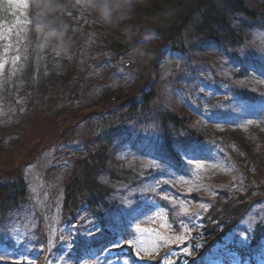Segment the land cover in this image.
<instances>
[{
	"label": "rangeland",
	"instance_id": "rangeland-1",
	"mask_svg": "<svg viewBox=\"0 0 264 264\" xmlns=\"http://www.w3.org/2000/svg\"><path fill=\"white\" fill-rule=\"evenodd\" d=\"M5 1L7 10L14 15V24L2 34L7 45L0 58L3 65L0 69V173L11 177L20 173L21 166L32 163L25 170L29 182L26 202L0 225V237L6 236L0 242V260L25 258L28 264H130L127 255L126 259L110 253V248L128 244L140 259L159 256L160 264H242L239 250L251 251L256 256V264H264V240L253 247L250 241L256 224L264 223V191L257 183L264 184V177L258 176L262 162L256 157L260 153L247 156L244 148L226 138L233 136L243 146L247 141L259 145L260 152L264 151V104L254 106L242 102L230 85H246L249 80L254 88L264 89V73L238 78L236 66L225 49L217 46L191 48L193 57L189 60L179 51L166 47L159 55L155 70L151 68L158 85L157 104L175 111L189 109L200 131V144L183 149L187 156L186 168L175 172L160 162L162 150L155 121L150 116L127 118L122 131L115 136L109 166L118 172L131 167L134 174L146 177L147 182L136 188L124 181L113 184L114 199L120 201L121 209L106 212L104 226L89 215L78 222V212L67 220L64 185L73 173L75 163L71 159L84 157L90 147L87 140L97 138L106 122L107 127L116 124L118 112L127 111L128 96L141 81L147 66L148 46L140 43L122 57L110 51L95 57L91 50L101 39L97 32L123 41L133 35L137 27L135 18L133 23L129 18L127 22L124 20L126 23L119 30L105 27L94 32L82 31L72 23L70 32L66 33L65 27L61 26L58 31L50 23L52 18L57 20L56 12L51 9L49 23L39 22L33 43L34 83L31 92L24 96L32 99L33 107L27 114L22 88L12 101L5 95L4 86L21 70L22 40L18 36L31 1L35 0H26L27 7L14 0ZM77 1L84 6L87 2ZM137 1L140 0L134 3ZM247 2L251 7L264 9V0ZM44 6L39 0L36 6L39 15ZM61 21L64 23V18ZM102 24L104 27V23L98 25ZM53 30L60 36H48ZM249 36L247 48L257 50L256 57L264 62V29H256ZM119 87L123 88L125 97L122 102L113 99L109 105L102 101L117 94ZM220 110L235 116L231 125L216 124L215 116ZM253 111L263 113L255 119L256 116L247 115ZM248 162L251 163L249 176L254 177L251 185L258 189L254 204L242 216L238 228L227 232L223 242L197 257V263L189 262L184 256H194V253L184 243L188 231L195 227L192 224L200 225L216 199H224L226 187L241 183L246 173L242 172V166ZM114 219L127 228L118 232L110 224ZM108 239L112 241L106 246L100 244L101 250L93 246ZM5 240L13 245L11 250ZM44 249L42 258L39 251ZM31 253H35V258H30Z\"/></svg>",
	"mask_w": 264,
	"mask_h": 264
},
{
	"label": "trees",
	"instance_id": "trees-1",
	"mask_svg": "<svg viewBox=\"0 0 264 264\" xmlns=\"http://www.w3.org/2000/svg\"><path fill=\"white\" fill-rule=\"evenodd\" d=\"M38 1L35 0L34 3L31 1L28 16L18 36V39L22 40L23 61H21V70L15 74L8 85L4 86L5 95L10 97L12 101H15V96L22 88L23 104L27 114L33 107L31 105L32 99L24 98L28 92H31L35 77L33 43L36 39L39 22L44 21L46 25L49 23L48 14H50L53 4L59 6L56 11L57 20L52 18L50 23L54 24L58 31L65 27L63 31L66 33L70 32L69 27L72 28V23L76 24L78 29L81 28L82 31L94 32L103 30L105 27H113L119 30L128 20L112 25L105 24L103 27V24L98 25L101 22L97 19L96 14L91 10H84L85 6L77 0H40V4L44 3L45 6L39 15L38 10L36 11ZM6 7V1L0 0V58L3 56L7 45L2 34L14 24V15ZM45 13L47 14L45 15ZM58 13L60 14L59 19ZM62 18L65 20L64 23L61 21ZM133 18H135L137 27L130 38H125L123 41L117 39L116 41L104 32H97L101 39H98L92 46L91 51L95 57H100L104 51H110L116 57H122L134 51L136 45L143 42L147 43L148 51L145 55V65L147 66L140 76L141 81L133 87L131 96H128L127 111L125 113L118 112L116 124L107 127L106 122L97 133L99 135L97 138L87 140L90 147L84 157L77 156L71 159L75 163L73 173L64 185V213L67 220L77 215L78 212V222L86 219L89 215L95 222L104 226L106 225V222L103 221L105 213L114 210L118 212L121 209L120 201L114 199L113 184L116 181H124L136 188L147 182L146 177L139 176L137 173L134 174L131 167L123 172H118L115 169H110L109 166V159L114 151L115 136L122 131L121 128L127 120L139 116H150L155 121L160 135V149L162 150L160 162L175 172H182L186 168L187 156L183 154V149L200 142V131L195 127V118L189 109L175 111L167 106L157 104L159 103L158 85L151 68L154 67L155 70L159 55L161 56L167 48L170 47L174 51H179L185 59L188 58L187 60H189L193 57L191 48L217 46L225 49L227 56L236 66L238 78L249 73L258 75L264 73V62L256 57L258 56L257 50L247 48L250 41L249 34L256 29H264V9L249 6L247 0H140L133 4V11L129 18L131 23H133ZM116 29L114 30L117 32ZM73 32L71 35L74 36ZM103 37H106L107 40L102 39ZM69 71H72L71 74H73V68H70ZM217 78L219 79V77ZM246 83L248 84L231 83L234 94L248 105L263 106L264 89L254 88L249 80H246ZM119 88L117 94L104 98L102 101L109 105L112 104L113 99L122 102L125 97L122 94L123 88ZM262 113L263 111H253L247 115L256 116L255 119H257ZM233 120H235L233 114L221 110L215 116L216 124L220 125L229 126ZM226 138L229 141H235L239 148L240 146L242 149L244 148L243 151L246 152L247 156H250L251 153H260V158L256 157L258 162H262L258 176L264 177V151L260 152L261 147L247 141L243 146L233 136L227 135ZM188 142H190L189 145H187ZM192 148L189 149L192 150ZM30 163L32 162L21 166L20 173L11 177L5 173H0V225L27 200L29 182L25 176V170ZM248 170H251V163L249 162L242 166V172L246 171L247 174L245 173L243 179L240 178L241 183L224 189L223 194L226 201L223 202L224 199L221 197L216 199L214 206L203 217L201 224H192L191 227H195L188 231L186 243H184L194 253V256L191 254L184 256L189 262L197 263V257L204 256L206 252L212 250L215 244L223 242L227 232H234L233 230L238 228L237 224L242 216L251 209L258 189L252 187L251 181L254 177L250 178ZM257 183L263 187L261 190L264 191V184L259 181ZM110 224L118 232L127 228L125 225L117 223L115 219ZM196 226H199L197 230ZM5 237H0V242H3ZM263 240L264 223L258 222L250 237L252 247L257 246ZM39 241L43 242V240ZM110 241L112 240L108 239L104 243H96L93 246L97 250H101L100 244L106 246ZM4 242L11 250L13 245L8 240ZM35 244L41 247L38 241H35ZM35 253H31L30 258H35L33 257ZM39 253L40 257L43 258L46 251L44 249ZM110 253H115V257L119 255L118 258H126L127 255L130 264H160L159 256L153 259H150V256L140 259L141 257L138 256L134 247L128 246V244L121 247L114 246L110 248ZM239 253L242 264H256V256L251 251L247 253V251L239 250ZM20 260H0V264L27 263L25 258Z\"/></svg>",
	"mask_w": 264,
	"mask_h": 264
},
{
	"label": "clouds",
	"instance_id": "clouds-1",
	"mask_svg": "<svg viewBox=\"0 0 264 264\" xmlns=\"http://www.w3.org/2000/svg\"><path fill=\"white\" fill-rule=\"evenodd\" d=\"M134 0H87L85 7L93 11L99 22L104 24H115L130 18L133 11ZM57 5H52V12L58 10ZM50 37H59L60 33H48Z\"/></svg>",
	"mask_w": 264,
	"mask_h": 264
},
{
	"label": "snow or ice",
	"instance_id": "snow-or-ice-1",
	"mask_svg": "<svg viewBox=\"0 0 264 264\" xmlns=\"http://www.w3.org/2000/svg\"><path fill=\"white\" fill-rule=\"evenodd\" d=\"M15 3L23 4L25 7H27L26 0H14ZM3 68V65H0V69Z\"/></svg>",
	"mask_w": 264,
	"mask_h": 264
}]
</instances>
